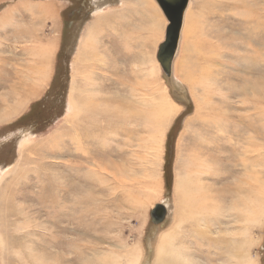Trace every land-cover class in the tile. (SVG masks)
<instances>
[{
  "label": "rangeland",
  "instance_id": "1",
  "mask_svg": "<svg viewBox=\"0 0 264 264\" xmlns=\"http://www.w3.org/2000/svg\"><path fill=\"white\" fill-rule=\"evenodd\" d=\"M41 1L46 3L45 5L54 4L53 11L45 10L46 13L42 9H35V11L34 8L32 11H28L21 6L23 3L35 5ZM153 3L162 12L156 0H152V3L143 0V4L138 0H0V15L9 7L16 8L12 24L0 32V42L3 43L0 56L9 58L7 63L10 65L8 67L10 73L15 70L16 74L24 76L19 70L33 68L35 67L33 63L40 66L41 60L38 57H32L29 50L30 46L34 47L35 42L49 43L55 40L58 48L54 62L48 61L53 69L48 86L42 89L37 96L32 97L31 87L34 85L25 83L27 86L26 95L28 94L32 98L27 100L19 114L0 123V172L8 170L4 172L7 175L3 176V173L0 175V264H57V262L61 264L58 256L63 257L60 252L62 249L56 251L53 248L52 236L49 234L46 241H41L44 229L47 227L53 230V221L59 220L62 231L59 235L66 238L65 232L69 233L70 231L71 233L67 236L69 237L71 234L73 238L70 236L68 239L67 237V241L70 242L69 247L71 242L77 247L79 246L73 264H101L102 261L104 264L107 261V264H114L116 258L113 253H120L118 250L122 243L129 246L140 244L143 253L147 256L145 264L148 263L149 256V264H151V257L154 255V248L158 243L157 236L169 231L177 223L174 202L175 181L178 172L185 173V163H188L189 155L195 153V149L191 146L189 148L195 135L186 131V125L191 124L192 129L197 126H193L198 123L195 121L197 100L202 95L203 89L199 86L197 94L194 95L190 85L185 83L180 75L175 74L173 67L170 76L163 71L157 59V53L160 44L164 41L168 22L163 29V39L156 43L157 49H154L150 39L151 30L157 26L161 29L162 26L158 13L153 10ZM188 10L194 18L192 22L198 21V25L204 29L203 32L207 33V40L212 43L211 46L221 48L219 53L222 57L219 55L218 62H212L215 64L213 67L215 68L214 88L212 92L203 94L207 100L204 101V119L201 122L205 127L210 126L212 121H221V119L209 116L219 114L227 122V130L221 128L203 130L202 132L207 137L202 145L221 146L227 150V154L230 151L228 156L231 157L232 166L235 170L243 171V160L250 157L246 152V150L250 151L248 144H250L251 150L261 149V155L264 154V0H242L237 4H235V0L228 2L190 0L187 13ZM53 12L60 15L59 32L55 27ZM162 14L166 20L163 12ZM19 19L23 20L20 24L17 23ZM185 19L186 16L183 27ZM98 20L105 21V23L102 25L103 27L96 29L99 41L95 56L103 59L104 63L88 68L93 72V80L99 81L105 75L106 81L118 79L127 85L129 90L135 87L141 89V84L146 78L148 79L147 67L151 61L157 60L161 67V73H158L155 80L157 83L161 81L166 86L170 98L180 108L171 122V127L167 130L165 145L160 156L161 160H155V166H159V177L155 179V174L152 173L153 182L151 179L142 180L143 183L149 182L148 187L152 190L148 194L154 192L157 197L148 200L145 207H133L134 210H131L132 206L129 207V204L122 200L120 194L117 196L119 198L115 197L116 199L108 197L111 199V203L108 204L106 201L104 202V197L99 196L98 203L96 202L92 207L94 218L98 217L99 219H93L88 238L85 235L86 230L88 232L85 226L86 218L81 216L79 208L74 207L70 201L72 210L77 209L74 212L71 210V214L66 219L65 217L58 218L56 217L57 212H61L60 208L64 205V201L59 198V195L55 198V201L58 199L59 202L54 203L52 200L61 187L65 190H73L74 184L85 182L83 173L86 175V171H76V168L85 167L90 160L83 161L81 164L77 162L79 159L74 157V154H80L76 153L78 150L74 151L75 140L70 132H74V129L71 131L72 125L80 129L82 128L80 125L87 127L89 121L94 120V117L90 116L92 110L88 109V105H83V98L79 102L80 115L83 116L82 123L78 125L71 117V111L74 109L72 99L75 96H71L74 77L72 66L80 52L82 38ZM29 26L36 31V35L29 33ZM18 27H22V29ZM190 45L183 42L182 39L178 57L183 59L191 56L195 60V55L188 52ZM153 53L155 57H153ZM149 54L150 56L147 58ZM93 58L94 56L90 57L91 62ZM80 65L77 68L78 76L74 80L76 94L79 93V81L85 73L81 72ZM0 74L6 75L3 72ZM198 74L195 72L197 77ZM108 83L110 81L106 84ZM15 97L13 96L11 100L13 101ZM139 106L140 110L146 108V106L142 107L140 103ZM73 113L77 112L74 110ZM96 126L97 124L95 125L91 121L93 130H96ZM199 128L202 129V127ZM28 133L32 134L33 140L21 150V142ZM212 156L216 159L217 153H213ZM98 159V161L108 159L103 162V165L108 166V163H112L110 166L114 165V162L109 158ZM195 164L198 162L196 161ZM211 164L213 165L214 162ZM249 172L252 171L249 170ZM244 177L243 175L240 179ZM89 178L94 184L92 186L88 183L90 191L94 193L101 191L103 195H109L111 189L107 186L97 185L95 175H90ZM224 182L221 181L216 187L217 199L221 209L231 210L236 205V196L231 191L224 189ZM239 184L238 182L237 185L239 186ZM211 192L213 195L214 192ZM138 194H144L142 195L144 198L147 195L139 192ZM72 196L68 197L73 201L74 196ZM142 196L141 198H143ZM61 197L66 196L61 195ZM165 201L168 202L170 208L168 207V211L166 209L167 214L164 221L161 224H156L152 221L151 213L157 205H164ZM100 204H102L101 209L98 207ZM110 204L112 205L110 206ZM71 218L75 225L68 226L66 221ZM110 218L111 220H109ZM220 219L219 233L222 237L226 236L225 227L236 230L237 236H234L232 241L227 240L226 242L230 248L235 239L243 240L238 237L247 227L242 225V221H238L235 226L233 218L226 219V221H223L224 217ZM65 228L68 229L64 232ZM183 228L190 229L187 224ZM250 228V242L245 247L247 255L250 256L253 264H264V218L260 223L251 224ZM220 235L217 234L218 239H220ZM2 240L4 245H1ZM65 242L62 241V244ZM38 244L45 246L50 253L45 255V258H40L42 262L33 263V259L30 260L31 252L34 251V248L35 251H38ZM212 244L220 250L222 258H224V250L218 245L225 246V244L217 241H213ZM81 253L82 255H80ZM121 262L126 264L125 259H122ZM214 263L221 264L219 260Z\"/></svg>",
  "mask_w": 264,
  "mask_h": 264
},
{
  "label": "bare ground",
  "instance_id": "2",
  "mask_svg": "<svg viewBox=\"0 0 264 264\" xmlns=\"http://www.w3.org/2000/svg\"><path fill=\"white\" fill-rule=\"evenodd\" d=\"M138 1L143 4V0ZM148 1L152 3V0ZM214 1L215 0H211V2ZM223 1L228 2L229 0ZM241 1L242 0H235V4ZM45 4L46 3L41 1L40 3H35V5L23 3L21 6L28 11H32L33 8L34 10L42 9L44 11H50L51 9L53 11L54 4ZM15 10L16 8L9 7L0 15V32L2 29L12 24ZM153 10L155 13H158L162 26L161 29L157 26L152 29L150 33L151 43L154 49H157L155 45L158 41L163 39V29L168 20H165L162 12H160L159 8L154 3ZM53 15L55 17V27L58 30L60 26V15L56 12H53ZM185 16V25L181 33L182 37L180 36L178 51L173 62V71L176 72L175 74L180 75L185 83L190 85L194 95L197 94L196 92L199 86L203 89L202 95H200L201 99L199 97L197 100V115L195 117L196 119L194 118L198 123L193 126H197L192 129L190 126L191 124L189 125L188 123L186 125V131L192 132L193 135H195L193 142L190 143V145L188 144L189 148L191 146L195 149V151L192 149L195 153L191 152L192 154L189 155V161L187 164L185 163V173H177L174 190V202L176 204L175 216L177 223L174 224L173 228L169 229V231L160 233L157 236L158 243L154 248L151 264H217L214 262L218 260L221 264H253L250 260V256L248 257L247 255L245 247H247L246 245L250 242L251 224L260 223L264 218V158H261L264 154L261 155V149L254 148L251 150L250 144L247 143L250 151L246 150V152H248L250 157L243 160V171H239L235 170L234 166H232L231 157L228 156L230 151L227 154V150L221 148V146L217 145L215 147H210L202 145L207 137V135L202 132L203 130L209 128L227 130V122L224 121L219 114L209 116L221 119V121H212L210 126L205 127L201 122V120L204 119V101L207 100L203 94L213 91L215 80V68L213 67H215V61L216 63L218 62L217 59L220 55L219 51L221 48L218 46H214L213 48L211 46L212 43L207 40V33L203 32L204 29L198 25V21L192 22L194 18H192L189 10ZM21 22H23L21 19L17 21L19 24ZM104 23L105 21L98 20L94 26L92 25L89 28L87 34L82 38L80 52L72 66L74 77L72 80L71 96H75L72 99V107H74V109L71 111V117L78 125L82 123L81 119H83V116L80 115L81 110L79 104L82 98L84 100L83 105H88V109L92 110L90 111V116L94 117V120L89 121L88 128L84 125H80L82 126L80 129L72 125L71 131L74 129V132H70V135L75 140L73 145L74 151L78 150V152H75L80 154H74V157L79 159L77 162L81 164L83 161L90 160L85 167L76 168V171H86V175L83 173V180L85 182H79L77 185L74 184L75 188L73 190H65L61 187L58 189L56 197L52 200L54 203L57 202L58 199L55 201V198L59 195V198L64 201V205L60 208L61 214L57 212L56 217L58 218L65 217L66 219V217L68 218V215L71 214L72 207L70 206V201L73 203L74 207L79 208V211L82 213L81 216H85L86 218L85 226L88 232L86 230L85 235L88 238L90 237L93 219H99L98 217L94 218V211L92 209L94 204L96 202L98 203L99 196L104 197V202L106 201L108 204L109 202L111 203L110 198H119L117 196L120 194L122 200L128 203L129 207L132 206V208H143L146 206L148 200L157 197L154 192L148 194L152 189L148 187L149 182L143 183L142 180L151 179L152 173L155 174V179L159 177V166H155V160H161L160 156L163 152V146L165 145L167 130L171 127V122L178 114L180 108L176 105L177 103L175 104L170 98L166 86L163 85L161 81L157 83L155 80L158 73H161V67L157 60L151 61L149 67H147L146 73L148 79L146 78L143 84H141V89L135 87L129 90L127 85L118 79H108L106 81L105 75L102 76L99 81L93 80V72L88 70V68L96 66L99 63H104L103 59L95 56L99 41L97 39L98 33L96 29L100 28ZM18 28L22 29V27ZM28 31L30 34L36 35V31L32 28ZM182 39L186 44H191L188 46V52H190L191 55H195V60H193L191 56L184 57L183 59L178 57L180 55ZM2 44L3 43L0 42V49ZM29 50L31 56L38 57L41 62L39 63L40 66H37V63H33L35 67L28 68L27 70H19L24 76H20L18 73L16 74L15 70L13 73H10L8 68L10 65L7 63L9 58L6 59L0 56V72L6 74L4 75L5 77L0 74V79H2L0 80V123L8 121L13 116L19 114L25 107L27 100L37 96L42 89L48 86L51 79L53 69L51 63L48 61L54 62L55 60V55L58 50L56 41L52 40L49 43L35 42L34 47L30 46ZM91 56H94L92 62L90 61ZM149 56L150 54L147 55V58H149ZM153 57H155L154 53ZM79 64H81V72L85 73L79 81L80 89L79 93L76 94L74 80L75 77L78 76L77 68ZM195 72H197V74L199 73L198 77L195 75ZM174 77L179 81L176 75H174ZM25 79L27 80L24 81ZM109 81L110 83L106 84ZM25 83L34 85L31 87L33 92L32 97L28 96V94L26 95L27 86ZM13 96L16 97L12 101L11 98ZM208 101L210 100L208 99ZM138 102L142 107L146 106L145 110H140ZM74 110L77 112L76 114L73 113ZM91 121L95 125L97 124L96 130L91 128ZM199 127H202V129ZM32 140V134H26L21 142L20 149L23 150L27 147ZM215 152L217 153L216 159L212 156ZM21 153L20 151V154ZM181 153L183 152L181 151ZM225 154L227 155L224 156ZM98 158H100V160L109 158L114 162V165L110 166L112 163L108 162V166L103 165V162L108 161V159L98 161ZM196 161L198 164H195ZM211 162H214L213 165L211 164L212 166L210 165ZM249 170L252 172H249ZM6 171L8 170L4 172ZM139 171L140 173H138ZM4 172H0V175L2 173L3 176L4 174L7 175V173ZM90 175H95L97 178V185L100 184L111 189L108 196L103 195L101 191L99 193L96 192L97 194L90 191L88 183L94 186L89 178ZM243 175L245 177L240 179ZM153 181L154 180H152V182ZM221 181H225L223 183L224 189L231 191L236 196V205H234L231 210H223L219 206L216 187ZM238 182L240 183L239 186L237 185ZM211 191L214 192L213 195H211ZM138 192L146 193L147 195L144 198V196H142L144 194L139 195ZM72 194L74 196V198H72L73 201L69 198ZM61 195L66 197H61ZM141 196L143 198H141ZM61 203L62 202H60V204ZM163 204L168 211V207L170 208L168 202L165 201ZM111 205L112 204H110V206ZM100 206H102V204L98 207ZM77 208H75V210ZM132 208L131 210H134V208ZM99 209H101V207ZM104 214L106 215V213ZM222 217L225 218L223 221L233 218L235 226L238 221H242V225L247 226L244 232L238 235V237L243 240L239 241L235 239L232 242L233 246L231 248L226 242L227 240L232 241L234 236H237L236 230H233L231 227H225L226 236L222 237L219 233L220 218ZM109 220H111V218ZM66 222H68V226L75 225L72 218ZM185 224H187L190 229L185 230L183 228ZM52 226L55 232L46 227L44 229V234H41V241H46V237L50 234L53 238L51 240L54 242L53 248L56 251L62 249L60 252L63 254V257L61 258L57 254L61 264H73L76 260L75 254H77L79 246L77 247L71 242V246L69 247L70 242L69 240L67 241V235L71 232H65L68 228L64 229L66 238H62L59 235V233H62L60 220L53 221ZM81 232L83 233L82 230ZM186 232H188V234H186ZM217 234L221 236L219 237L220 239H218ZM96 240L98 241L99 239ZM62 241H66L63 243L65 244L64 246ZM213 241L225 244V246L218 245L224 250V258H222L220 250L212 244ZM103 242L101 241V243ZM1 245H4L3 240ZM38 245V251H35L36 249L34 248L35 252H31L30 260L33 259V263L38 261L42 262L40 258H45V255H49L50 253L45 246L41 244ZM118 251L120 253H113L115 256L114 258H116L114 264H123L121 262L122 259H125L126 264H145L146 262L145 259H147V256L143 253V248L140 244L129 246L126 243H122ZM80 255H82V253ZM149 262L150 256L148 257L147 264H149ZM57 264L60 263L57 262ZM101 264H104L103 261Z\"/></svg>",
  "mask_w": 264,
  "mask_h": 264
},
{
  "label": "water",
  "instance_id": "3",
  "mask_svg": "<svg viewBox=\"0 0 264 264\" xmlns=\"http://www.w3.org/2000/svg\"><path fill=\"white\" fill-rule=\"evenodd\" d=\"M168 20L165 39L160 44L157 59L165 74L172 73V65L178 51L184 17L190 0H156ZM167 211L163 205H157L152 211V221L161 224Z\"/></svg>",
  "mask_w": 264,
  "mask_h": 264
}]
</instances>
